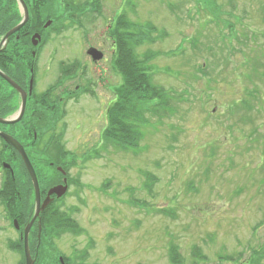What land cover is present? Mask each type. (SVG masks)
<instances>
[{
  "label": "rangeland",
  "instance_id": "obj_1",
  "mask_svg": "<svg viewBox=\"0 0 264 264\" xmlns=\"http://www.w3.org/2000/svg\"><path fill=\"white\" fill-rule=\"evenodd\" d=\"M95 1L98 11H87L72 27L45 31L37 49V68L45 69L41 81L52 88L60 85L62 65L87 62L92 70L88 49L103 59L97 96L65 106V133L58 138L59 122L51 151L56 165L60 151L74 159L70 175L82 186L72 182L59 211L83 231L41 245L36 264H60L59 258L85 251L81 264H247L257 252L259 260L250 264H264V0H209L211 10L197 0H72L84 6ZM1 11L0 26L20 16L6 0ZM119 12L133 23L151 22L155 36L165 30L135 53L156 51L154 82L183 94L171 112L146 116L138 147L128 151L99 142L121 81L111 68L108 36ZM31 32L29 47L40 35ZM66 82L74 87L79 79ZM43 168L48 179L59 178ZM22 258L0 241V264Z\"/></svg>",
  "mask_w": 264,
  "mask_h": 264
},
{
  "label": "flooded vegetation",
  "instance_id": "obj_2",
  "mask_svg": "<svg viewBox=\"0 0 264 264\" xmlns=\"http://www.w3.org/2000/svg\"><path fill=\"white\" fill-rule=\"evenodd\" d=\"M6 1L10 3L13 1V5L18 4L17 0ZM0 19H2V11ZM14 19L12 17L10 21ZM5 32L0 29V42ZM34 32H31L29 36ZM21 34L25 37H21ZM27 35L28 32L18 31L8 38L5 45L0 47V72L15 84L14 87L0 75V118L5 120L18 118V121L11 124L0 122V133L8 135L23 148L36 175L40 206L48 197L46 205L39 211L27 232L29 252L36 264L39 256L38 247L51 246L54 238L53 218L63 212L59 211L64 210L63 199L70 193V187L74 186L72 175H70L74 167L72 160L65 159L64 155L61 156L58 165L52 160L51 118L53 108L58 106L59 101L69 104L78 101L83 96L88 98L97 96L101 76L99 61H94L88 53L86 55L92 66L91 71H89L90 66L87 62L79 64L73 61L68 65L61 63L62 66L58 68V71L62 79H59L60 85L56 84V86H61L62 90L59 95H54L56 86L52 88L49 86L52 83L47 84L41 81V76H45V69L40 71L37 68L38 51L36 47L32 44L30 47L21 46V42L26 39ZM40 41H42V35ZM73 78H78L79 82L74 87H70L66 81ZM46 133L43 143L39 142V137ZM43 167L54 169L59 174V178L48 179L49 175ZM61 185L67 187L63 196L57 197L56 192L48 196V192L53 188L60 191L58 186ZM36 209L34 186L21 154L0 136V241L9 247H16L19 252L21 247L23 258L20 264H25L24 230Z\"/></svg>",
  "mask_w": 264,
  "mask_h": 264
},
{
  "label": "trees",
  "instance_id": "obj_3",
  "mask_svg": "<svg viewBox=\"0 0 264 264\" xmlns=\"http://www.w3.org/2000/svg\"><path fill=\"white\" fill-rule=\"evenodd\" d=\"M24 1L27 4L30 16L26 24L20 29L21 33L37 30L43 33L44 29L41 26L48 19L52 20L50 30L72 27L77 20L66 18L67 15L69 17L79 16L84 12L93 11L94 7V5L90 6L91 3L86 2L85 6L83 4L74 5L72 0H65L64 3L63 0H46V3L41 2L43 0ZM197 1L204 9L206 7L211 10L210 7L212 6L206 5L209 0ZM11 4H13V1H11ZM210 13L214 19L217 18L212 11ZM19 20L20 17L13 21H5L0 29L7 31ZM225 25L232 26L229 22H226ZM156 32V27L151 24L131 22L126 12L118 13L112 26L109 27L108 36L112 40V47L114 48L112 68L120 74L121 81L115 87L114 99L105 112L106 124L101 132V143L106 146L118 147L124 151L134 150L133 148L138 147L143 136L140 126L142 123H146L145 113L164 115L172 109L169 101L173 100V96L171 97L163 86L153 80L154 72L151 61L154 60L155 54L150 50H146L140 55L141 57L135 53L137 47L153 43L159 37H162L160 34V36H155L154 33ZM21 37L25 36L21 34ZM24 45H30L27 38L21 42V46ZM202 67L200 65V71H205ZM241 102V107H245V101ZM61 117H63V114L60 112V108L55 106L51 118L53 125ZM57 143L60 145L59 141ZM74 182L81 188L82 185L78 179ZM64 232L77 235L82 232V229L66 213H61L53 218V237L60 236ZM38 249V258H40L43 254L40 252L42 246H39ZM170 252L172 251L170 250ZM86 255V251L81 252L79 255L64 258V261L66 264H81ZM175 259L173 261H176ZM252 259L251 257L250 263L253 262L254 259ZM258 260L259 257L256 258L255 263Z\"/></svg>",
  "mask_w": 264,
  "mask_h": 264
},
{
  "label": "water",
  "instance_id": "obj_4",
  "mask_svg": "<svg viewBox=\"0 0 264 264\" xmlns=\"http://www.w3.org/2000/svg\"><path fill=\"white\" fill-rule=\"evenodd\" d=\"M17 1H18V4L20 5V8H21L22 17H21L20 21L16 25H14L13 27H11L9 30H7L5 32V34L3 35L2 39H1L0 47L5 45L7 39L9 38V36H11L12 34H14L17 31H19L25 25V23L28 20V10H27L26 4L24 3L23 0H17ZM49 24H50V21H47L44 24V27H47ZM39 38H40L39 35L35 34L32 37V44L36 45L37 41L39 40ZM88 53L92 55V58L95 61L102 58V53L100 51L96 50L95 48H90L88 50ZM0 75L2 77H4L10 84H12L15 87L14 82L9 77H7L6 75L2 74L1 72H0ZM16 121H18V118H14L12 120H5V119H1L0 118V122L6 123V124H11V123H14ZM0 136H2L6 140V142L12 144L20 152L22 160L24 162V165H25V167H26V169H27V171H28V173L30 175L31 181H32L33 186H34L35 202H36L37 209L35 210L32 219L30 220V222L25 227V230H24V245H23L25 264H33L34 260L32 259L31 255H30L28 244H27V232H28L29 227L31 226V224L35 220V218L38 216L39 211L42 210L43 207L46 205L48 197L43 201L42 205L40 206L39 188H38L37 179H36L34 170H33L32 166L30 165L23 148L15 140H13L11 137H9L8 135L0 133ZM58 187L61 189L60 191H57L55 188H53L52 190H50L48 192V196H49V194H51L53 192H56L57 197H60L61 195H63L64 192L66 191V186L65 185H61V186H58ZM59 261H60V264H64L62 258H59Z\"/></svg>",
  "mask_w": 264,
  "mask_h": 264
}]
</instances>
